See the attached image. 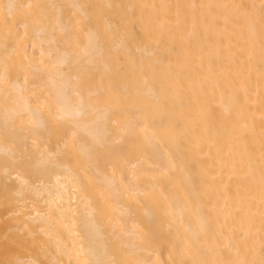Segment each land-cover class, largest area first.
I'll use <instances>...</instances> for the list:
<instances>
[{
	"label": "bare ground",
	"instance_id": "6f19581e",
	"mask_svg": "<svg viewBox=\"0 0 264 264\" xmlns=\"http://www.w3.org/2000/svg\"><path fill=\"white\" fill-rule=\"evenodd\" d=\"M0 264H264V0H0Z\"/></svg>",
	"mask_w": 264,
	"mask_h": 264
}]
</instances>
